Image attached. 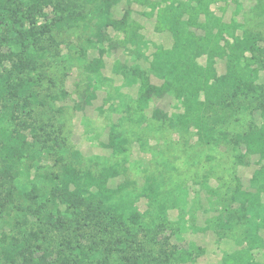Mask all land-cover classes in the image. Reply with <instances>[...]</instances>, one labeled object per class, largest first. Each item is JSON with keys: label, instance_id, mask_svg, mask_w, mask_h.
Masks as SVG:
<instances>
[{"label": "rangeland", "instance_id": "rangeland-1", "mask_svg": "<svg viewBox=\"0 0 264 264\" xmlns=\"http://www.w3.org/2000/svg\"><path fill=\"white\" fill-rule=\"evenodd\" d=\"M41 1L28 48L33 64L13 75L29 87L19 98L15 90L0 96V132L24 135L28 148L16 177L0 186L2 197L8 190L13 196L0 208V250L6 240L29 239L32 260L15 264H222L251 248L264 263V195L252 180L264 161L230 140L261 124L264 72L254 84L259 89L241 94L239 109L215 121V140L206 145L194 129L177 125L182 107L171 93L139 100L138 73L159 86L151 54L172 44L154 29L155 18L144 16L146 6L122 0L110 10L115 20L127 11L138 25L146 45L137 49L121 46L124 36L90 14L103 0H71L88 13L71 28L54 24L57 0ZM211 10L235 21L238 34L247 29L264 40V0H224ZM13 48L0 46V76L11 69ZM94 59L102 65L92 70ZM216 67L221 74L223 63ZM65 166L94 180L114 170L102 187L111 197L103 199L93 184L91 207L64 203L57 189Z\"/></svg>", "mask_w": 264, "mask_h": 264}, {"label": "trees", "instance_id": "trees-1", "mask_svg": "<svg viewBox=\"0 0 264 264\" xmlns=\"http://www.w3.org/2000/svg\"><path fill=\"white\" fill-rule=\"evenodd\" d=\"M120 1L122 0H103L100 8L94 7L89 12L100 16L107 28L124 36L118 42L121 46L140 49L146 44L136 33L138 25L128 21V12L119 20L112 17L110 10ZM220 1L224 0H133L148 8L144 16L155 18L154 29L159 33H168L172 40L169 48L156 47L151 54L149 66L154 77L162 81L159 86L151 84L147 76L138 73L140 102L146 103L151 97L161 98L171 93L182 107V113L176 119L177 125L185 130L194 129L197 139L206 145L215 140V121L239 109L237 104L241 94L247 95L259 89L257 87L255 90L254 84L259 73L264 72L263 38L259 33L247 29L238 34L239 27L235 21L225 22L222 16L213 13L212 5ZM40 2L42 1L0 0V46L9 49L14 47L7 57L12 62L11 69L0 76L1 97L15 90L16 98H19L29 87V82L24 81L23 77L15 81L13 75L25 74L33 64L28 48L30 39L37 33L35 20L42 12ZM68 3L71 0H57L54 4L57 13L54 24L57 27L66 25L71 28L79 20L83 21L88 17V13L85 15L80 9V5ZM78 6L79 10H76ZM25 21L30 25L27 30L23 27ZM102 52L100 51L101 54ZM201 57L205 58L204 64L199 62ZM218 62L223 63L221 74L216 67ZM101 65V59H94L90 63V69L95 70ZM260 97L257 108L261 124L249 127L242 134H235L230 140L235 146L241 147L245 155L256 156L264 161V92ZM223 137L226 138L227 135L224 134ZM27 154L24 135L1 130L0 186L6 180L16 177L18 166ZM115 176L114 170L105 169L94 180L90 173L81 174L77 169L65 166L58 177L60 188L57 193L72 208L91 207L94 195L90 193L89 187L95 184V187L101 188L98 194L103 199H109L111 191L102 187ZM252 180L259 183L258 194L264 195V167L254 173ZM12 197L10 190L4 197L0 194V208L6 207ZM13 241L6 240L1 247L4 263L15 264L19 258H26L24 262L31 261L32 251L28 248L30 240L23 243ZM250 249L240 250L235 255L226 257L222 264H264L255 260ZM126 261L127 264H142L136 259Z\"/></svg>", "mask_w": 264, "mask_h": 264}]
</instances>
